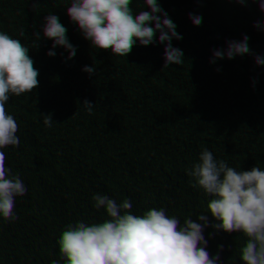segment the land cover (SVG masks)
<instances>
[{
	"label": "trees",
	"instance_id": "1",
	"mask_svg": "<svg viewBox=\"0 0 264 264\" xmlns=\"http://www.w3.org/2000/svg\"><path fill=\"white\" fill-rule=\"evenodd\" d=\"M264 0H0V264H257Z\"/></svg>",
	"mask_w": 264,
	"mask_h": 264
},
{
	"label": "clouds",
	"instance_id": "2",
	"mask_svg": "<svg viewBox=\"0 0 264 264\" xmlns=\"http://www.w3.org/2000/svg\"><path fill=\"white\" fill-rule=\"evenodd\" d=\"M246 251L256 260L257 264H264V236L250 239L246 245Z\"/></svg>",
	"mask_w": 264,
	"mask_h": 264
}]
</instances>
